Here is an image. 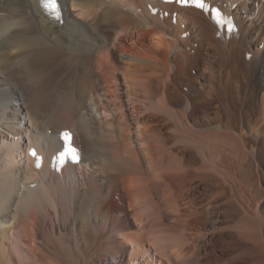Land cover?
<instances>
[{"label":"bare ground","instance_id":"1","mask_svg":"<svg viewBox=\"0 0 264 264\" xmlns=\"http://www.w3.org/2000/svg\"><path fill=\"white\" fill-rule=\"evenodd\" d=\"M248 1L205 0L229 32L175 0H0V264H264Z\"/></svg>","mask_w":264,"mask_h":264},{"label":"snow or ice","instance_id":"2","mask_svg":"<svg viewBox=\"0 0 264 264\" xmlns=\"http://www.w3.org/2000/svg\"><path fill=\"white\" fill-rule=\"evenodd\" d=\"M177 4L180 6H189V5H195L198 9H202L204 11H211L213 18L215 19L216 23L223 27L224 25H227V29L229 32H232L235 30V25L233 20L231 19H225L219 8L216 7H210L208 3L205 2V0H175ZM62 139L65 141V144L67 145L66 151H61L58 154V161H59V167H57V170L60 169V167H63L65 163L70 160L71 163L77 164L81 161V155L78 152V149L72 146V134L69 131H64L62 134ZM31 155L33 157H36V164L35 166L39 168L41 166V158L37 157L36 151L32 150Z\"/></svg>","mask_w":264,"mask_h":264},{"label":"rangeland","instance_id":"3","mask_svg":"<svg viewBox=\"0 0 264 264\" xmlns=\"http://www.w3.org/2000/svg\"><path fill=\"white\" fill-rule=\"evenodd\" d=\"M249 1H250V0H249ZM249 1H248V3H250ZM248 45L250 46V43H249V42H248ZM192 74H196V70H192ZM3 78H6V76H3ZM228 162H229V161H228V158H227V161H226V168L230 166V163H229V165H228ZM230 167H231V168H230ZM230 167H229V169H234L233 166H230ZM246 175H247V174H245V177H246ZM246 179H249V176H247ZM247 181H248V180H247Z\"/></svg>","mask_w":264,"mask_h":264}]
</instances>
